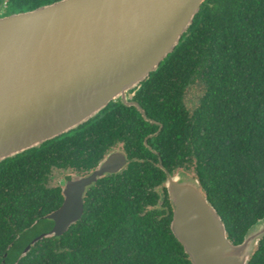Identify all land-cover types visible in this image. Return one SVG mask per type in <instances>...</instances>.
I'll return each instance as SVG.
<instances>
[{"label": "trees", "instance_id": "obj_1", "mask_svg": "<svg viewBox=\"0 0 264 264\" xmlns=\"http://www.w3.org/2000/svg\"><path fill=\"white\" fill-rule=\"evenodd\" d=\"M9 1L7 14L56 0ZM194 83L200 92L190 109L184 96ZM128 95L143 113L116 99L70 131L0 161V264H192L170 227L166 181L161 198L147 189L158 183L155 171L165 176L146 160L153 154L145 137L164 167L193 160L188 175L229 240L241 242L264 216V0H204L174 50ZM113 137L137 155L129 170L93 187L81 217L47 234V215L63 200L49 184L51 168L77 163L85 147L102 150ZM246 264H264V236Z\"/></svg>", "mask_w": 264, "mask_h": 264}, {"label": "water", "instance_id": "obj_2", "mask_svg": "<svg viewBox=\"0 0 264 264\" xmlns=\"http://www.w3.org/2000/svg\"><path fill=\"white\" fill-rule=\"evenodd\" d=\"M203 2L56 0L0 16V161L70 131L113 100L138 107L129 91L174 50ZM116 162L111 155L87 177L60 180L64 200L47 215V234L80 217L84 186ZM166 187L171 230L192 264L248 262L264 236V216L234 243L197 178L179 171Z\"/></svg>", "mask_w": 264, "mask_h": 264}, {"label": "flooded vegetation", "instance_id": "obj_3", "mask_svg": "<svg viewBox=\"0 0 264 264\" xmlns=\"http://www.w3.org/2000/svg\"><path fill=\"white\" fill-rule=\"evenodd\" d=\"M25 3L31 4L32 0H22ZM10 1L9 0H0V16L7 14L8 6ZM115 101V100H113ZM112 102V101H111ZM149 136V135H148ZM98 136L93 135V139L97 138ZM113 140L110 141L109 144H107L102 150L97 147L95 144L88 147H85L83 151H81L80 147L78 148L79 152L81 151V154L79 155V161L74 164H67L62 167H52L51 172L49 175V184L53 186H59L62 192L63 200H64V194L62 191V185L60 183V180H64L65 178L68 180L73 176L76 177H87L90 174H92L97 167L99 166V163L108 158L109 156L113 155V157L117 158V162L114 164L115 168L113 170L105 171L101 176H99L96 180L92 181L89 184H86L82 191V212L81 215L84 212V205L85 200L89 195V191L93 187H97L99 184H101V181L104 179L109 180L110 177L114 176V178H121L122 174L125 171L129 170V167L131 166L132 160L136 159L137 155L131 151L128 150L124 138H118L113 137ZM144 138L143 142L144 145L149 148V150L152 152V154H146V160L149 162L150 165H154L159 167L162 172H164V178L162 177L161 172L154 173V177L158 181L155 185H152L151 187H147L148 191L154 192V194H158L159 198L164 196V188H165V181L169 176H173L180 168L183 169L187 173V175L190 172H193V160L188 159L185 163L183 162L181 166L178 165V163L171 164L169 167H164L162 165V162L160 161V156L157 150L154 148H151L150 145H147L145 143ZM136 157V158H135ZM155 157L157 158V162H155ZM85 159L86 162H82ZM142 157H138L139 160ZM81 161V162H80ZM144 161V160H143ZM121 176V177H118ZM166 189V188H165ZM167 197H168V191L166 190ZM169 198V197H168ZM62 200V202H63ZM161 202V199L159 200ZM62 204V203H61ZM172 205V203H171ZM173 210V207H172ZM80 215V217H81ZM79 217V218H80ZM78 218V219H79Z\"/></svg>", "mask_w": 264, "mask_h": 264}, {"label": "rangeland", "instance_id": "obj_4", "mask_svg": "<svg viewBox=\"0 0 264 264\" xmlns=\"http://www.w3.org/2000/svg\"><path fill=\"white\" fill-rule=\"evenodd\" d=\"M200 88L198 84L194 83L190 85L185 93L184 102L188 108H193L196 104L198 96H199Z\"/></svg>", "mask_w": 264, "mask_h": 264}]
</instances>
